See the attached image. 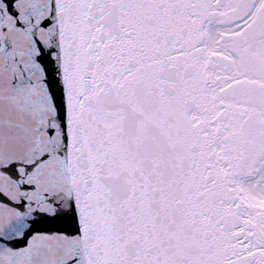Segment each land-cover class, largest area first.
<instances>
[{"label":"snow or ice","instance_id":"6c2138e0","mask_svg":"<svg viewBox=\"0 0 264 264\" xmlns=\"http://www.w3.org/2000/svg\"><path fill=\"white\" fill-rule=\"evenodd\" d=\"M0 264H264V0H0Z\"/></svg>","mask_w":264,"mask_h":264}]
</instances>
